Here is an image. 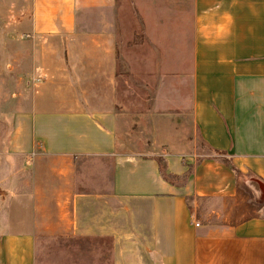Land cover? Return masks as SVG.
I'll list each match as a JSON object with an SVG mask.
<instances>
[{
  "label": "crops",
  "instance_id": "1",
  "mask_svg": "<svg viewBox=\"0 0 264 264\" xmlns=\"http://www.w3.org/2000/svg\"><path fill=\"white\" fill-rule=\"evenodd\" d=\"M7 1L0 44L15 47L0 65L8 56L29 80L0 150V264H264V201L244 183H264V0H191L188 52L166 12L148 22L159 53L123 58L160 77L135 106L143 149L120 145L134 125L118 54L133 13L120 20L114 0ZM102 9L109 20L88 19Z\"/></svg>",
  "mask_w": 264,
  "mask_h": 264
},
{
  "label": "rangeland",
  "instance_id": "2",
  "mask_svg": "<svg viewBox=\"0 0 264 264\" xmlns=\"http://www.w3.org/2000/svg\"><path fill=\"white\" fill-rule=\"evenodd\" d=\"M111 1L112 0H103V4L113 3ZM10 2L11 1L8 0L6 5L8 6ZM26 4L27 2L25 5ZM113 4L116 6H122L119 13L120 20L122 19L126 21V16L133 13V20L135 22L134 36L128 39L125 37V32L123 36L120 31V41L118 45V54H120L119 71L121 74L119 77V108L122 109V111H127L125 108L128 101H131V103L134 102L135 104L134 109H131V111H133V118L132 120H129L134 122V125L130 126V128H127L126 126L123 127V135L120 137L122 138L120 145L123 148L128 147L132 149H143L145 148L147 142L139 136L142 135V132L148 134L150 127L149 125H145L146 128L143 131V124L144 122L147 123L148 119L145 117L143 118L141 115V112L144 111L143 108H137L135 106H137L139 102L145 105L152 102L153 92L156 90V85L160 80V77L157 72H152V74L148 76L149 78H146L137 71H127L124 56H126L127 53L132 55L135 58L137 65L141 62L140 60H137V55L141 54L142 51L143 53L145 51L146 55L151 56L153 61L154 57L159 53V47L156 45L157 42H155V39L158 41L159 38L154 37L155 31L150 28H148L149 35L146 36V28L150 20H152L153 23L154 21L159 22V15L162 16L163 12H166L165 19L167 24H169V27H171L175 21H177L178 24L180 23L179 26H182L183 50L184 52H188L189 31L191 27V0H177V3L176 0H114ZM127 10L129 12H127ZM131 10L133 12H131ZM110 16V10L102 9V12H97V14H88V19L94 20L96 18L100 19L101 17L104 19L108 18L109 20ZM2 32L3 30L0 29V35H2ZM151 34L155 39L153 38L152 40L150 38ZM142 44H146L145 50L143 49ZM6 47L14 49L15 46L0 44V53L3 54ZM6 52H9V50ZM12 64L14 63L10 61L7 56L6 60H1L0 65V150H2L5 139L12 129V118L14 112L21 109L22 106L26 104V101L28 102V99L26 101H21V95L18 94V91L20 89L24 90L25 93L22 96L23 98H27L25 87L29 78L14 76ZM26 64H28V62ZM184 65H189V60H187ZM9 71L12 73H9ZM143 86H147L149 91L146 89V91L143 92ZM181 89L183 90V93L187 91V84L185 80ZM184 95L187 96L188 94L186 93ZM136 132H138V134ZM198 148H200V152H209L208 148L204 145L200 138L198 139ZM1 175L2 173L0 172V177Z\"/></svg>",
  "mask_w": 264,
  "mask_h": 264
},
{
  "label": "water",
  "instance_id": "3",
  "mask_svg": "<svg viewBox=\"0 0 264 264\" xmlns=\"http://www.w3.org/2000/svg\"><path fill=\"white\" fill-rule=\"evenodd\" d=\"M244 183L252 190L257 201H264V183L252 177L245 179Z\"/></svg>",
  "mask_w": 264,
  "mask_h": 264
},
{
  "label": "trees",
  "instance_id": "4",
  "mask_svg": "<svg viewBox=\"0 0 264 264\" xmlns=\"http://www.w3.org/2000/svg\"><path fill=\"white\" fill-rule=\"evenodd\" d=\"M202 142H203V140H202ZM204 143V142H203ZM220 153H224V152H221L220 151ZM228 158H225V160H227ZM158 162H159V165H160V172L162 173V175L166 178V179H168V180H170V181H173L174 180V175L173 174H171V173H169L167 170H166V165H165V161H164V159H162V158H159L158 159ZM233 166V165H232ZM233 169L235 170V172L238 174V175H240V172L238 171V169L235 167V166H233Z\"/></svg>",
  "mask_w": 264,
  "mask_h": 264
},
{
  "label": "built area",
  "instance_id": "5",
  "mask_svg": "<svg viewBox=\"0 0 264 264\" xmlns=\"http://www.w3.org/2000/svg\"><path fill=\"white\" fill-rule=\"evenodd\" d=\"M197 225H199V224L197 223Z\"/></svg>",
  "mask_w": 264,
  "mask_h": 264
}]
</instances>
